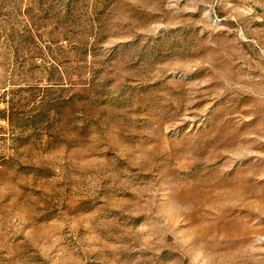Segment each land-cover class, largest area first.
<instances>
[{
	"label": "rangeland",
	"instance_id": "1",
	"mask_svg": "<svg viewBox=\"0 0 264 264\" xmlns=\"http://www.w3.org/2000/svg\"><path fill=\"white\" fill-rule=\"evenodd\" d=\"M0 264H264V0H0Z\"/></svg>",
	"mask_w": 264,
	"mask_h": 264
}]
</instances>
